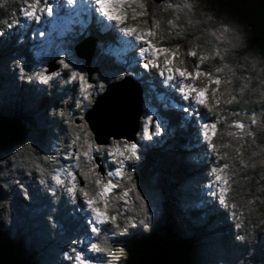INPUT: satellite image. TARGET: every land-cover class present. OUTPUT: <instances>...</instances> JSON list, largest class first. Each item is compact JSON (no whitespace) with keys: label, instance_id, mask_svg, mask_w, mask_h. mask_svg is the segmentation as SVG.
Masks as SVG:
<instances>
[{"label":"clouds","instance_id":"obj_1","mask_svg":"<svg viewBox=\"0 0 264 264\" xmlns=\"http://www.w3.org/2000/svg\"><path fill=\"white\" fill-rule=\"evenodd\" d=\"M90 3L92 15L110 27L113 39L127 42L144 72L174 98L172 108L182 125L178 130L187 134V142L180 149L190 152L189 145L196 147L195 154L184 157L185 162L195 163L194 155L198 154L201 175L205 165L211 166L209 174L214 179L197 190L210 199L208 210L220 215L226 212L225 222L229 219L235 222V231L231 232L234 244L248 247L264 243V0H242L250 9V18L222 7L219 0L160 3L90 0ZM0 9L8 12L6 19H0V36L18 25L23 27L19 17L38 22L37 13L44 11L39 0H0ZM63 60L61 57L58 63L65 69ZM7 75L17 86L27 85L46 93L52 87L50 81L60 76V72L45 75L43 71L26 69L23 59H13L9 61ZM76 78L70 73L67 82ZM103 91L101 84L100 92ZM86 101L85 107L94 103L90 98ZM59 103L66 101L62 99ZM76 107L81 108L79 99ZM47 116L53 125L58 126L61 120L67 123L63 120V107L49 106ZM79 119L87 128L84 115ZM161 132V127L155 126L150 135L145 121L140 139L148 142L145 145L148 147L156 143L153 136L160 137ZM131 146L133 152L125 153L128 157L125 161L135 162L132 166L135 170L141 156L137 144ZM68 148H72L71 142ZM81 154V150L75 155L68 151L63 160L49 154L39 155L29 140L8 159L16 161L13 167L24 176L31 179L36 173V183L42 193L53 198V205L60 199L57 193L73 205L77 204V194L82 200L77 211L84 217L90 235L86 232L65 243L50 264H126L125 248L114 242L117 237H127L129 230H136L138 224L145 235L151 232L150 181L140 175L134 177L132 171L122 173L123 163L102 176L97 171L100 164L94 162L93 156L85 152L84 159H80ZM70 160L72 163H64ZM53 163L61 167L53 168ZM75 170L83 177V187L77 183ZM61 172L67 180L61 179ZM17 175L14 174L13 182L19 184ZM209 188L212 190L208 191ZM115 189H120L118 194H113ZM22 195L30 200L26 190ZM51 211L54 213L55 208ZM128 212L134 216H126ZM45 220L51 230L57 229L52 215ZM106 225L110 228H105ZM254 253L255 248L248 247L247 255L236 259L235 264H257L251 258Z\"/></svg>","mask_w":264,"mask_h":264},{"label":"trees","instance_id":"obj_2","mask_svg":"<svg viewBox=\"0 0 264 264\" xmlns=\"http://www.w3.org/2000/svg\"><path fill=\"white\" fill-rule=\"evenodd\" d=\"M39 3L41 6L42 0ZM219 3L250 18V9L242 0H219ZM7 16L8 12L0 9V19ZM19 27L6 30L0 36V264H50L55 252L65 243L84 236L86 232L90 235V232L84 220L63 203V196L53 205L52 198L46 192L42 193L36 183V173L33 172L31 179L24 176L13 167L16 161L8 157L30 140L37 154H49L63 160L69 143L84 127L74 125L70 114L73 100L70 96L69 99L60 96L57 86L62 85L61 81H50L52 87L42 93L27 85L17 86L7 75L9 61L21 56L29 58L28 43H18ZM59 72L64 78L70 76L65 69ZM149 78L152 80L151 76ZM67 81L63 85L66 91L71 88ZM148 84H141L143 90L151 88ZM155 88H160L157 83ZM62 99L66 103L60 104ZM51 105L63 108L68 105L63 118L67 123L62 120L58 126L51 123L47 116ZM156 108L171 129L161 140L156 139V148L143 157L137 171V175L150 181L153 193L150 211L154 209L155 215L148 235L143 233L141 225H137L136 230H129L127 237L116 238L119 244L126 246V264H235L236 259L247 255L248 247L255 248L251 258L256 259L257 264H264V243L248 247L234 244L231 232L235 231V222L231 219L225 222L226 212L220 215L208 210L210 199L206 193L200 194L197 190L210 179L211 166L205 165L201 175L198 154L194 155L195 163L185 162L184 157L195 154L196 147L189 145L190 152L182 151L180 145L187 142V134L178 130L182 125L176 110L170 105ZM174 129L177 130L173 134ZM58 165L53 163L52 167ZM14 174H18L19 184L13 182ZM25 190L30 200L23 198ZM49 215L58 225L55 230H51L45 220ZM125 215L133 217L134 213Z\"/></svg>","mask_w":264,"mask_h":264},{"label":"rangeland","instance_id":"obj_3","mask_svg":"<svg viewBox=\"0 0 264 264\" xmlns=\"http://www.w3.org/2000/svg\"><path fill=\"white\" fill-rule=\"evenodd\" d=\"M60 2L61 0H42L41 3L42 7H44L45 4L49 7H52L54 9V12L59 16L60 20L54 25L46 24V21L53 19V17H49L47 15L46 9L43 13H37V15H40L42 17L39 23H37L35 20L27 22L25 21L24 17H21L20 21L24 23V26L19 27L20 36L18 37V39L20 41L22 38V41H26L30 50L28 49L29 58L21 56L19 59H23L24 67L26 69L34 70L37 72L43 71L44 74L46 64L53 60V58L50 57H55L56 59H58V61L61 57L66 62L68 60H71L72 63L70 64V70H65H67L69 74L71 73V70L78 71L81 76L85 77L86 94H91L89 98L92 100H94L97 96L101 94V84H103L105 88L108 84L120 81L123 75L131 76L141 84L149 83L148 85H150L152 89L146 88V90H144L143 116L141 119V129L138 137V142L136 143L138 154L141 156L142 160L144 156H148V153L152 152L153 148H156L155 144L145 147L148 142L140 139L145 121H148L150 135L154 133L155 126H160L162 129L161 136H153V140L158 141L165 137L171 128L169 127L167 120L162 117L161 113L156 107L159 108V106L164 107L165 105H170V107L172 108L174 98L170 94L165 92L162 88H155L156 82L153 79L151 80L148 76L149 74L145 73L144 70L139 66L138 57L134 56V53L131 52L129 47H127L126 51H120L124 41L114 40L112 34L110 33V27L100 21L97 17H94L92 13L86 12L81 17L83 21L82 24L72 23L70 27L66 29L64 27V25L67 24V21L65 20L66 9L63 6L60 8L56 7L60 4ZM95 18L99 22L94 23L93 21L95 20ZM92 25L94 26L93 28L91 27ZM41 29H43L44 32L48 34L42 35L40 31ZM12 35L13 34H11L10 36ZM92 35L95 36V39H97V47L94 57L92 59V67L98 66L97 72L93 75L96 81L95 86H92L91 84L87 83L84 70V62L76 58L73 52V48L75 45L87 38H90ZM60 48H63L64 51H58V49ZM65 52L67 53L66 55ZM73 65L75 67H73ZM60 69H63L61 65ZM123 72H125V74ZM69 77L64 78L62 72H60V76L54 78L52 82H62V85L57 86L58 91H60L61 93V97H63L64 99H69V96L72 97V111H70V114L71 119L73 121L76 118L78 119L91 106L85 107L88 104V101L84 100L83 96L80 93L79 76L71 83H69L71 85V88L74 90L70 88L68 91H66L63 88V85L66 83ZM78 99L81 101V108L76 107V101ZM64 106H66L67 108L68 105ZM156 114L158 116L157 118ZM149 117H151L150 121L148 120ZM124 147L125 146L123 145L117 144L107 150L99 148L97 149V147H95V145H93V142L89 139L88 133L86 131H82L76 136V139L73 140L72 148L67 150V154L68 151L72 152L74 149L75 153L77 152V150H81L82 154L80 159H84L83 153L86 152L88 155H90L91 152L96 154V152L98 151L99 155L105 156L103 160L105 161V165L108 166L109 170L114 172L115 169L119 167L121 163H123L125 167L124 169H122V173L126 171H132L135 177L138 171V168L134 170L132 167L133 163L135 162L125 161L123 160V157L119 154L121 151H123ZM110 150L111 155L109 154ZM75 153H73V155H75ZM64 163L70 164L72 163V161H65ZM58 166L61 167V165ZM76 171L79 174V170H75V172ZM81 178L83 180L82 176ZM61 179L67 180L66 174L63 172H61ZM213 179L214 178L211 176L210 179L207 180L206 185H210ZM211 190V188L208 189V191ZM119 191L120 189H115L113 194H118ZM57 195L63 196L60 193H57ZM63 197V203L69 205V207L71 208L70 210L75 211L80 216L79 218H82L84 220V217L81 215V213L77 211V208L82 205V200L78 199L77 204L73 205L65 196ZM131 204L132 202H130L129 206H131ZM74 207H76V210L74 209ZM150 212L154 217L155 210L151 209ZM104 227L110 228V225H106ZM118 242L119 241L116 240L114 243ZM122 246L126 247L124 245Z\"/></svg>","mask_w":264,"mask_h":264},{"label":"water","instance_id":"obj_4","mask_svg":"<svg viewBox=\"0 0 264 264\" xmlns=\"http://www.w3.org/2000/svg\"><path fill=\"white\" fill-rule=\"evenodd\" d=\"M158 3L161 0H157ZM96 50V40L87 38L74 46L75 57L84 62V70L87 83H92L93 75L98 68L92 67V59ZM58 60L54 59L45 66V75L59 71ZM143 94L141 84L130 76H124L120 81L108 84L104 91L97 96L91 107L84 113L88 123V131L91 133L96 147L106 148L112 142L136 143L141 129L143 116ZM75 124H79L77 120ZM111 137V138H109ZM94 162L100 164L97 171L106 176L103 161L99 157ZM77 175V182L83 187L84 182Z\"/></svg>","mask_w":264,"mask_h":264},{"label":"snow or ice","instance_id":"obj_5","mask_svg":"<svg viewBox=\"0 0 264 264\" xmlns=\"http://www.w3.org/2000/svg\"><path fill=\"white\" fill-rule=\"evenodd\" d=\"M65 7V20L67 21V24L64 25V27L66 29H68L70 27V25L72 23H83L81 17L87 12V13H91V3L90 0H68V3H65V0H61L60 4L57 5V8L60 7ZM45 9L47 10V15L49 17H53L52 20H48L46 21V24L49 25H54L56 22H58L60 20L59 16L54 12V9L52 7H49L48 5L45 4L44 6V11ZM43 11V12H44ZM41 12V13H43ZM42 17L39 15V19L38 22L39 23L41 21ZM42 35H47L48 33H45L43 29L40 30ZM128 44L127 42H123L120 51H126L127 50ZM58 51H64L63 48L58 49ZM67 53L65 52V55ZM71 60H68L67 62L65 60H63V64L65 66V69H69L70 70V64H71ZM73 67H75L73 65ZM71 74L73 76H79V80H80V93L83 96V99L87 100L89 99V95L86 94V84H85V77L81 76L80 73L78 71H74L71 70ZM103 78V77H101ZM133 152V148L131 146V144H128L124 147L123 151H121L119 154L124 158V160H127L128 157L125 156V153H129L131 154ZM111 155V150L110 153ZM120 167V166H119Z\"/></svg>","mask_w":264,"mask_h":264},{"label":"flooded vegetation","instance_id":"obj_6","mask_svg":"<svg viewBox=\"0 0 264 264\" xmlns=\"http://www.w3.org/2000/svg\"><path fill=\"white\" fill-rule=\"evenodd\" d=\"M91 85L92 86H95L96 85V81H95V78H94V76H93V78H92V83H91ZM88 110V109H87ZM82 115H84V113L82 114ZM75 120H77L78 122H79V124H75ZM73 123H74V125H76V126H82L83 125V123L84 122H82L79 118L77 119H74L73 120ZM83 131H86L87 133H88V135H89V131H88V128H84L83 129ZM140 134V133H139ZM139 134H138V137H139ZM138 137H137V142H138ZM89 139L93 142V140H92V136L91 135H89ZM136 142V143H137ZM117 144H120V145H123V146H126V145H128L127 143H125V142H123V141H121V142H112L108 147H106V148H99V147H97V149L99 148V149H109V148H111L112 146H114V145H117ZM93 145H94V143H93ZM96 147V146H95ZM73 150V149H72ZM75 150V149H74ZM72 151L73 153H75V151ZM90 155L91 156H93V158H95V157H99V158H101L102 159V161H103V165H104V168H105V173L107 174V171H109V169H108V166L107 165H105V161L103 160L104 159V155H99V152L97 151L96 152V154L95 153H90ZM77 172V171H76ZM78 173V172H77ZM79 175V174H78ZM111 179V178H110Z\"/></svg>","mask_w":264,"mask_h":264}]
</instances>
